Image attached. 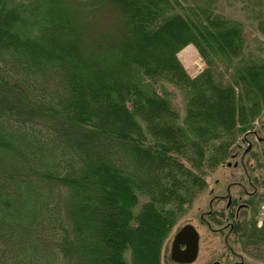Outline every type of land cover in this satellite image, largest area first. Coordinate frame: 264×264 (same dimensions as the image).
<instances>
[{
  "label": "trees",
  "instance_id": "16d2710c",
  "mask_svg": "<svg viewBox=\"0 0 264 264\" xmlns=\"http://www.w3.org/2000/svg\"><path fill=\"white\" fill-rule=\"evenodd\" d=\"M218 1L0 0V264H162L208 173L264 112V46ZM189 45L206 62L195 77L178 55ZM263 200L208 212L262 259Z\"/></svg>",
  "mask_w": 264,
  "mask_h": 264
},
{
  "label": "rangeland",
  "instance_id": "374dc122",
  "mask_svg": "<svg viewBox=\"0 0 264 264\" xmlns=\"http://www.w3.org/2000/svg\"><path fill=\"white\" fill-rule=\"evenodd\" d=\"M259 3L260 1L257 0H219L217 3L219 13L244 24L247 40L251 46L255 47L264 46V34L258 30L257 22L253 18L254 11H256L255 5ZM195 49V46L189 45L178 54L192 77L197 76L206 67L205 60ZM191 50L194 51V54L190 52ZM199 62L201 63V71L198 70ZM167 87L173 91V102L183 115L187 99L186 94L171 85L167 84ZM251 131L246 139L251 142L250 152L252 151L253 154L245 153L248 146L247 143L241 144L245 136L242 134L234 147V156L232 155L229 159L231 165L228 166L225 163L208 173L207 187L196 197L191 207L173 227L163 248L162 264H264V259L249 255L242 250L239 244L234 243L233 237L229 236L230 228L228 226L224 223L214 222L208 216L211 209L224 207L229 197L240 195L243 199H247L252 192H256L257 195L264 193V188L256 189L254 187L255 184L257 185V180L264 175V165L256 166L257 160L261 163L264 162V112L254 122ZM146 199L145 196H140V204ZM263 203L264 200L259 206L256 216L258 224H261L264 218L261 216ZM138 208L139 205L136 209ZM250 217V212L243 215L245 219ZM187 224H192L199 232V252L195 261L178 263L171 257V244L177 232ZM127 256L129 259V252Z\"/></svg>",
  "mask_w": 264,
  "mask_h": 264
},
{
  "label": "water",
  "instance_id": "95a60500",
  "mask_svg": "<svg viewBox=\"0 0 264 264\" xmlns=\"http://www.w3.org/2000/svg\"><path fill=\"white\" fill-rule=\"evenodd\" d=\"M185 245V248H182ZM199 252V232L192 224L182 227L175 235L171 257L178 263H191Z\"/></svg>",
  "mask_w": 264,
  "mask_h": 264
},
{
  "label": "built area",
  "instance_id": "2783aa9c",
  "mask_svg": "<svg viewBox=\"0 0 264 264\" xmlns=\"http://www.w3.org/2000/svg\"><path fill=\"white\" fill-rule=\"evenodd\" d=\"M200 65H201V63L199 62V66H198V70L199 71L202 70ZM250 133H251V131H248L247 133L244 134L245 136H244V139H243V143H247V146H248V147H246V149H249L251 147V142L247 141V139H246L247 135H249ZM261 216H264V204L262 205Z\"/></svg>",
  "mask_w": 264,
  "mask_h": 264
},
{
  "label": "flooded vegetation",
  "instance_id": "af4514ba",
  "mask_svg": "<svg viewBox=\"0 0 264 264\" xmlns=\"http://www.w3.org/2000/svg\"><path fill=\"white\" fill-rule=\"evenodd\" d=\"M239 146H240V145H239ZM247 153H248V152H247ZM263 154H264V152H263ZM241 197H242V196H241ZM234 198H235V197H229V198H228V201L226 202L228 206L231 205V203L233 202ZM243 205H245V204H241V205H240L241 207L237 210V213H240L241 210H246V207L244 208ZM173 240H174V239H173ZM199 240H200V235H199ZM172 246H173V241H172L171 247H172ZM182 248H185V245H182Z\"/></svg>",
  "mask_w": 264,
  "mask_h": 264
},
{
  "label": "crops",
  "instance_id": "0c3cea01",
  "mask_svg": "<svg viewBox=\"0 0 264 264\" xmlns=\"http://www.w3.org/2000/svg\"><path fill=\"white\" fill-rule=\"evenodd\" d=\"M195 50H196V49H195ZM190 52H191L192 54H194V51H193V50H191Z\"/></svg>",
  "mask_w": 264,
  "mask_h": 264
}]
</instances>
